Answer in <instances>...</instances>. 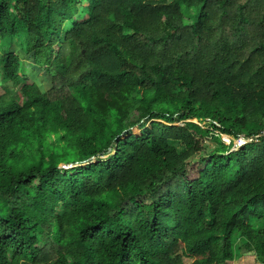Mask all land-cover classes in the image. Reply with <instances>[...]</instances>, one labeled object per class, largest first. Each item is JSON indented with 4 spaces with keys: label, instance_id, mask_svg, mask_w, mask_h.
I'll return each instance as SVG.
<instances>
[{
    "label": "trees",
    "instance_id": "1",
    "mask_svg": "<svg viewBox=\"0 0 264 264\" xmlns=\"http://www.w3.org/2000/svg\"><path fill=\"white\" fill-rule=\"evenodd\" d=\"M80 1L0 0V264H264V0Z\"/></svg>",
    "mask_w": 264,
    "mask_h": 264
},
{
    "label": "rangeland",
    "instance_id": "2",
    "mask_svg": "<svg viewBox=\"0 0 264 264\" xmlns=\"http://www.w3.org/2000/svg\"><path fill=\"white\" fill-rule=\"evenodd\" d=\"M87 0H81L80 1V6L82 8H85L87 6ZM183 14H184V21L185 23H192L195 21L198 12L196 9H191V10H185L183 9ZM22 40L21 39H13L10 40L8 38L2 39L0 40V51H3V49H11L16 51L17 53H19V55L21 56V59L23 60L24 63V73H23V77L26 79H30L33 81H36L39 86L43 89L46 90L50 87L51 84V77H52V70H48L45 67H40V66H35L33 63V60L31 58L30 55H26L25 52H23L22 48ZM64 51H68V47L67 45H65L63 47V52ZM3 70H2V66L0 63V94L2 92H4V88L7 86V84H10L9 81H6L3 79ZM188 120L190 121H194L196 123H198L199 125H201L204 128H209L211 130H214L212 123L213 121H208L207 119H200V118H189ZM151 122V120H144V124L148 125ZM175 123L177 124H183V120H177ZM142 128H136L134 133L136 132H140ZM218 133V130L216 131ZM222 137L224 139V141L226 143H230L229 139H232V137H229L226 134H222ZM206 144L208 145H213L212 142H210V139L208 138L205 141ZM179 148H182V145L177 143ZM115 151V148H110L109 150V154H105V155H101L103 158L108 157L109 155H112ZM97 158L96 157H92L90 160L86 161V162H82V163H65L62 164L61 167L64 168H70L76 165H82L85 163H89V162H94L96 161ZM245 242V240L240 237L237 232L233 235V248L235 253H238L239 251V247ZM231 264H260V262L257 260L256 256L252 253V252H246L244 253V255L242 257H240L239 259L235 260L234 262H232Z\"/></svg>",
    "mask_w": 264,
    "mask_h": 264
},
{
    "label": "built area",
    "instance_id": "3",
    "mask_svg": "<svg viewBox=\"0 0 264 264\" xmlns=\"http://www.w3.org/2000/svg\"><path fill=\"white\" fill-rule=\"evenodd\" d=\"M262 133L264 134V130L262 131ZM229 141L231 142V139H229ZM249 141V138H247L245 135H240L238 138L234 139V146L233 148H239L240 146H243L245 143H247Z\"/></svg>",
    "mask_w": 264,
    "mask_h": 264
}]
</instances>
